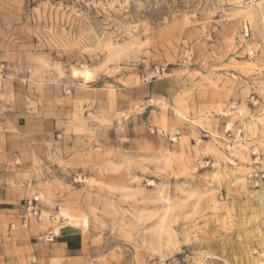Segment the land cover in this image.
Returning <instances> with one entry per match:
<instances>
[{"label":"rangeland","instance_id":"374dc122","mask_svg":"<svg viewBox=\"0 0 264 264\" xmlns=\"http://www.w3.org/2000/svg\"><path fill=\"white\" fill-rule=\"evenodd\" d=\"M41 110L0 264H264V0H0V136Z\"/></svg>","mask_w":264,"mask_h":264},{"label":"crops","instance_id":"0c3cea01","mask_svg":"<svg viewBox=\"0 0 264 264\" xmlns=\"http://www.w3.org/2000/svg\"><path fill=\"white\" fill-rule=\"evenodd\" d=\"M53 122L41 110L37 114L28 115L25 124L20 127L19 134L6 133L4 138L0 136V211H19L8 204L10 201L12 203L10 193L13 188L10 182L15 180L18 171H27L36 158L44 160L47 144L57 141L52 139ZM15 201L17 203V200ZM47 234H52L51 230L47 233L43 230L33 235L36 238V242H32L33 251L43 258L64 255L61 253L63 245L58 236L55 234L53 240L49 241L45 239Z\"/></svg>","mask_w":264,"mask_h":264},{"label":"built area","instance_id":"2783aa9c","mask_svg":"<svg viewBox=\"0 0 264 264\" xmlns=\"http://www.w3.org/2000/svg\"><path fill=\"white\" fill-rule=\"evenodd\" d=\"M53 238H54L53 236H50V235L47 236V239H48L49 241L53 240Z\"/></svg>","mask_w":264,"mask_h":264},{"label":"bare ground","instance_id":"6f19581e","mask_svg":"<svg viewBox=\"0 0 264 264\" xmlns=\"http://www.w3.org/2000/svg\"><path fill=\"white\" fill-rule=\"evenodd\" d=\"M69 217L71 218V220H70V221H72V222H73V220H72L73 216H72V215H69Z\"/></svg>","mask_w":264,"mask_h":264}]
</instances>
